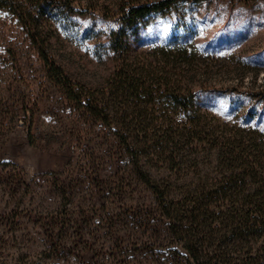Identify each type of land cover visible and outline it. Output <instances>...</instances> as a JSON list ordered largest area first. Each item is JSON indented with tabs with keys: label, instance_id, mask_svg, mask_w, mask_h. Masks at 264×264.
<instances>
[{
	"label": "rangeland",
	"instance_id": "rangeland-1",
	"mask_svg": "<svg viewBox=\"0 0 264 264\" xmlns=\"http://www.w3.org/2000/svg\"><path fill=\"white\" fill-rule=\"evenodd\" d=\"M72 1L0 8V264H264V0Z\"/></svg>",
	"mask_w": 264,
	"mask_h": 264
},
{
	"label": "trees",
	"instance_id": "trees-1",
	"mask_svg": "<svg viewBox=\"0 0 264 264\" xmlns=\"http://www.w3.org/2000/svg\"><path fill=\"white\" fill-rule=\"evenodd\" d=\"M153 1L154 0H147L146 2H140L138 0H123L121 3L123 18H121V20L125 21L126 23H131L148 12L164 9L165 7H167L168 4L174 2L175 0H162L154 2ZM51 5L58 8L63 7L64 5H69L74 8L72 0H0V8L15 12H27L28 14H30V16H32L34 21H36V18H34L33 14H40ZM120 40L124 46H129L127 36L124 38H120ZM45 61L49 66V73L52 79L56 83L61 85L66 95L79 107L84 108L93 116L97 117L105 123L112 122L114 119H116V116L118 115L116 110H113L109 108L106 104L102 103L99 100V97L95 95V93L91 92L90 90L84 87H79L73 84L71 80H69L67 75L63 72V70L54 64H49L47 58H45ZM133 75L135 74L133 73ZM133 75L125 69H121L118 72L117 79H115V88L113 87V90H111L109 93L113 94L114 90H116L121 91V93L124 94L129 91H139L141 88H144L146 86V83L143 81H139ZM190 102L191 101H189V103ZM125 142L126 145H131L128 139L125 140ZM136 159H138V156L136 157ZM136 166L139 171H141L138 163L136 164ZM140 173L141 175H143V177H145L143 172ZM152 187L154 190L158 189V186L154 184L152 185ZM163 205L166 207V209H168V205L166 202H163ZM256 225L257 223L252 224L253 227H255ZM249 226L250 225H248V227ZM188 251V260L191 262V264H210L202 262L200 260L201 256L199 249L189 248ZM216 264L227 263L226 261L221 260L218 261Z\"/></svg>",
	"mask_w": 264,
	"mask_h": 264
}]
</instances>
